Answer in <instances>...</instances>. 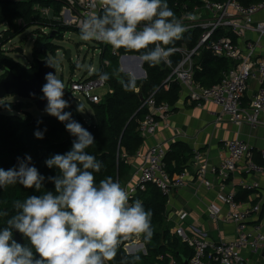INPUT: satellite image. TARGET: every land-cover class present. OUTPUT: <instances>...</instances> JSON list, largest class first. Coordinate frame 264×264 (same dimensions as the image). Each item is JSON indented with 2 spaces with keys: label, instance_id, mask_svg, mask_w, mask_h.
<instances>
[{
  "label": "clouds",
  "instance_id": "9594fccd",
  "mask_svg": "<svg viewBox=\"0 0 264 264\" xmlns=\"http://www.w3.org/2000/svg\"><path fill=\"white\" fill-rule=\"evenodd\" d=\"M99 7L101 12L80 20V39L138 52L140 60L151 67L167 61L173 50L167 46L181 39L187 30L168 0H99ZM45 79L44 111L64 123L74 139L67 152L45 160L47 167L58 173L48 178L55 191L14 200L15 213L11 216L0 208V217L8 216L0 226V264H108L117 256L123 240L133 236L151 238L155 230L152 208L138 198L130 202L129 191L111 176L95 179L103 166L88 151L95 138L73 119L70 111H65L69 101L64 98V81L56 72L46 73ZM99 79L108 81L110 75L102 72ZM120 83L126 91L137 87L135 77L121 78ZM82 109L83 105L78 104L77 111ZM45 131L37 129L34 135L43 139ZM44 181L30 154L18 158L16 166L0 167V189L20 184L41 191ZM14 230L28 243L22 245L13 239ZM139 257L136 252L122 258L120 264H135Z\"/></svg>",
  "mask_w": 264,
  "mask_h": 264
},
{
  "label": "trees",
  "instance_id": "16d2710c",
  "mask_svg": "<svg viewBox=\"0 0 264 264\" xmlns=\"http://www.w3.org/2000/svg\"><path fill=\"white\" fill-rule=\"evenodd\" d=\"M202 1L168 0V5L179 19L183 5L192 8L201 5ZM210 1L224 2L226 0ZM236 1L246 7L259 0ZM66 4L65 0H0V26L6 25V29L0 33V69L3 71L0 78L4 77L5 70L10 67L15 74H21L24 79H30L36 69L15 61L2 46L19 35L23 29L30 26L37 27L36 40L33 46L34 57L37 55L34 52L37 42L46 38L51 31H55L53 42L42 47V57H47L48 52L52 56L55 55L59 47L54 44V40H60L63 32L80 31L73 26L64 25L59 19L60 12ZM36 6L48 9L51 18L42 16L40 11L35 8ZM46 27H50L49 33H44L43 30ZM221 34V31H218L214 38ZM197 39L198 31L186 33L181 39L167 47L180 46L184 42L186 47L192 49L196 45ZM101 49L99 68L91 77L102 72L109 73L110 79L105 81V84L110 91L102 97L100 102H88L92 110L90 120H86L82 113L70 104L65 111H70L73 119L79 121L95 138V144L88 151L103 162L101 170L95 173V179L99 181L106 176H111L123 184L122 179L129 176L132 171L127 158L134 156L144 142V138L138 131V126L148 113V109L141 106L140 97L145 99L152 95L157 104L172 105L177 99L179 87L176 82H164L170 72L169 68L161 70L158 66L151 67L143 62L146 77L141 80L136 79L137 87L131 91H126L120 80L130 76L120 70L119 56L125 54L139 55V53L126 52L121 48L117 50V54H112L110 46L107 45L102 46ZM200 51L199 55L194 57V79L203 86H210L219 81L221 72L229 67V63L224 59L213 57L207 49ZM169 57L172 66H175L181 59L178 53H173ZM166 84H168L167 89H165ZM3 109L4 111H2ZM38 121L40 122L38 123ZM37 129H46L43 139L35 137L34 132ZM73 139L74 137L66 130L64 123L54 116L46 115L34 118L31 113L23 109L21 102H4L3 108L0 105V167L8 169L16 166L18 158H24L26 154H30L32 164L45 177L41 191L25 188L20 184L0 189V208L5 209L8 216L15 213L14 200H22L28 195H40L42 191H55L54 184L48 178L58 173L55 168L47 167L45 160L56 153L67 152ZM167 156L166 154L164 164L168 160ZM184 168H187V165L184 166L183 164L170 170L165 164V169L170 175L178 174ZM246 193L249 192L244 194ZM137 198L142 200L146 206H151L155 230L150 239L140 236L145 253L142 250L136 251L140 253V257L135 261V264H169L171 258L178 264H183L193 254V250L180 239L170 236L166 229L167 196L155 185L147 184L143 191H137L130 202ZM8 216L0 217V226H4ZM19 236L23 240L22 245L28 243V240L21 233ZM135 253L126 254L119 247L117 256L108 264H120L122 258L132 257ZM159 256L162 258H158Z\"/></svg>",
  "mask_w": 264,
  "mask_h": 264
},
{
  "label": "built area",
  "instance_id": "2783aa9c",
  "mask_svg": "<svg viewBox=\"0 0 264 264\" xmlns=\"http://www.w3.org/2000/svg\"><path fill=\"white\" fill-rule=\"evenodd\" d=\"M66 5L62 8L59 19L64 25H69L80 30V20L92 13H99V0H65ZM97 7L93 8L92 4ZM44 17L51 18L50 11L45 8L35 7ZM264 10V0H259L249 6H242L236 0L215 2L203 0L201 5L189 8L182 6V14L179 20L187 25L186 33L198 31V39L195 47L186 50L182 46L171 47L170 53H178L180 61L172 66L167 58L165 67L170 72L165 83L176 82L181 88L187 91L189 101L198 106L210 102L220 108L221 115L234 125L247 122L251 126L260 124V116L264 113V60L256 55V45L247 37L249 31L257 33L258 39L264 37V18L255 20V15ZM221 31V35L214 38V35ZM183 34V35H184ZM99 48V55L102 46H110L111 53L117 54V49L111 45L95 41ZM201 49H207L218 58L232 59L237 62L234 67L228 69L222 79L211 85L202 86L194 79L193 56ZM169 55V56H170ZM135 57L128 54L120 55V58ZM140 62L139 56L135 57ZM90 75H84L77 81L70 82V92L80 94L86 101L98 103L102 96L95 90L105 87V81L99 79V75L91 77L96 73L92 66L89 67ZM254 80L258 89L250 100L248 108L241 107L242 99L250 81ZM142 107L148 109V113L139 122L138 131L144 138L153 135L158 128L156 116L166 117L170 108L167 104H157L150 95L142 101ZM224 156L219 165L211 167L206 157L195 152L191 160V167L194 177L205 187L211 186L207 176L209 173L216 174L219 178L225 179L235 169L239 161H246V171L263 172L261 166L254 164L251 160L250 146L237 139H230L224 143ZM166 150L163 145L155 144L150 146L140 165L138 176L135 182H126L121 186L126 187L130 193V199L138 190H144L147 184L155 185L165 195L169 196L173 189L184 187L191 176L188 168H184L178 174L170 175L164 164ZM140 156V155H139ZM264 159V151L261 152ZM192 175V176H193ZM239 188L252 191L257 190L259 185L256 182L241 180ZM218 199L227 206V218L236 225L237 239L234 242L209 241L205 234L200 233L195 226L188 228L189 234L178 226L174 234L193 250L187 264H246L247 260L242 255L244 249L251 253L264 254V232L261 225H249L251 214L260 210L258 205L242 206L235 200V191L218 192ZM215 216L216 209L210 210ZM184 215H182L183 217ZM140 236H133L121 242V247L126 254H133L138 247ZM128 248L129 251L125 249ZM145 253L144 249H141ZM158 258H162L159 256ZM169 264H178L174 259ZM264 264V260H263Z\"/></svg>",
  "mask_w": 264,
  "mask_h": 264
},
{
  "label": "crops",
  "instance_id": "0c3cea01",
  "mask_svg": "<svg viewBox=\"0 0 264 264\" xmlns=\"http://www.w3.org/2000/svg\"><path fill=\"white\" fill-rule=\"evenodd\" d=\"M254 18L255 20L263 19L264 10L258 12ZM247 36L256 45V55L264 60V37L258 39L257 33L251 31L248 32ZM180 46L189 50L184 42ZM200 52L198 51L193 56V66L194 57L198 56ZM135 57L122 59L119 56L118 65L123 73L141 80L146 77V72L143 76V62H140ZM220 59L226 60L229 63V67L221 72L219 81L228 69L237 64L232 59ZM177 85L179 92L176 101L172 105L167 104L170 108L169 114L166 117L155 115L158 121L156 132L151 136L144 137L140 150L134 156L127 158L132 171L129 176L122 179V183L135 182L139 167L144 162L143 155H145L147 149L152 145L161 144L168 155V160L165 162L168 168L173 170L184 164V166L187 165L191 174L184 187L173 189L167 197L165 225L170 236L178 238L174 234V229L178 226L182 227L188 234V228L195 226L200 233L206 235L209 241L234 242L237 239L236 225L226 216L227 206L218 199V192L220 191H235V200L242 206L258 205L260 210L251 214L248 223L251 226L261 225L264 232V171H246V161L243 159L238 162L235 169L225 179L209 173L207 178L210 180L211 186L207 188L194 177L193 171L189 167L195 152H199L206 157L211 167L219 165L225 154L224 143L227 140L237 138L250 146L252 162L264 169V159L261 156V152L264 151V113L260 116L261 123L256 126H251L244 121L239 125H234L222 117L218 106L210 102L198 106L189 101L187 91L181 88L179 84ZM167 87L168 84H166L165 89ZM104 88H106V91L99 94L102 97L110 91L107 86ZM257 89V83L254 80L250 81L242 99L241 107L248 108L250 100ZM91 115L86 120H90ZM241 180L256 182L259 188L252 191L241 189L239 188ZM245 192L249 193L244 194ZM214 209H216V214L212 216L210 210ZM182 215L184 216L182 217ZM242 255L247 260L246 264H263L264 254L262 252L251 253L249 250L244 249Z\"/></svg>",
  "mask_w": 264,
  "mask_h": 264
},
{
  "label": "rangeland",
  "instance_id": "374dc122",
  "mask_svg": "<svg viewBox=\"0 0 264 264\" xmlns=\"http://www.w3.org/2000/svg\"><path fill=\"white\" fill-rule=\"evenodd\" d=\"M5 29L6 25L0 26V33ZM36 29L37 27L35 26L27 27L8 43L2 45L3 49H5L15 61L25 66H30V63L34 58L33 46L37 35L35 34ZM50 30V27H46L43 31L44 33H49ZM79 33L80 31L74 30L63 32L62 38H60V40H54V44L59 47L55 55L52 56L49 54V52L47 55L50 58V61L53 63L57 75L64 81L66 85V89L64 90V98L68 100L69 104L76 109L78 104H82L83 112L81 113L86 119L92 114V110L88 101H86L78 93L72 94L70 92L69 86L70 82L77 81L84 75H90L88 72L90 66H92L94 70H97L100 65V55L97 43L94 40H81ZM67 50L70 51V59L65 58V51ZM2 74L3 71L0 69V77ZM105 91L106 88L104 87H99L95 90L97 94H102ZM4 102H21L23 109L31 113L34 118L49 115L45 111H40L33 102L22 99L16 95L7 96L0 104L2 108ZM2 111H4V109ZM138 249H144L141 239L139 240L138 247H136V251ZM125 250L129 251L128 248Z\"/></svg>",
  "mask_w": 264,
  "mask_h": 264
},
{
  "label": "water",
  "instance_id": "95a60500",
  "mask_svg": "<svg viewBox=\"0 0 264 264\" xmlns=\"http://www.w3.org/2000/svg\"><path fill=\"white\" fill-rule=\"evenodd\" d=\"M54 34L55 31H51L46 38L37 42L34 49V52H36L37 55L33 58V61L29 66L35 67L36 69L30 79H24L21 74H15L11 67L5 70L4 77L0 78V104L7 96L16 95L22 99L33 102L40 111H44L47 104V101L43 98L42 93V86L46 83L45 75L48 72L55 73L56 71L55 67L53 68L51 66L53 63L50 61L48 55L47 57H42L41 54L42 47L53 42ZM65 58L70 59L69 50L65 51ZM48 61L51 63V65H49ZM157 66L161 70H164L165 62ZM142 74L144 76V69H142ZM140 99L141 101L144 100L143 97H140ZM13 239L21 244L23 243L22 238L19 236V233L16 230H14ZM120 249L123 250L121 245ZM34 256L39 257V254L35 253L34 251ZM183 264H187V262L185 261Z\"/></svg>",
  "mask_w": 264,
  "mask_h": 264
}]
</instances>
